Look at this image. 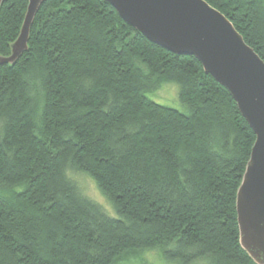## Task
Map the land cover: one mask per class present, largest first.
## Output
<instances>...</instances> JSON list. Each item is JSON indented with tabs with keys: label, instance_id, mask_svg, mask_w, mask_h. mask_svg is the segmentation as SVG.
Returning a JSON list of instances; mask_svg holds the SVG:
<instances>
[{
	"label": "trees",
	"instance_id": "16d2710c",
	"mask_svg": "<svg viewBox=\"0 0 264 264\" xmlns=\"http://www.w3.org/2000/svg\"><path fill=\"white\" fill-rule=\"evenodd\" d=\"M205 1L264 61V0ZM26 6L1 4L0 55ZM164 82L182 109L146 96ZM254 139L193 56L153 44L104 0H45L27 49L0 65V264H112L140 248L177 264H254L235 211Z\"/></svg>",
	"mask_w": 264,
	"mask_h": 264
},
{
	"label": "water",
	"instance_id": "95a60500",
	"mask_svg": "<svg viewBox=\"0 0 264 264\" xmlns=\"http://www.w3.org/2000/svg\"><path fill=\"white\" fill-rule=\"evenodd\" d=\"M4 0H0V6ZM45 0H27L9 55L13 64L27 49L33 19ZM153 44L197 59L223 86L255 139L236 191L239 244L254 264H264V61L233 23L205 0H104Z\"/></svg>",
	"mask_w": 264,
	"mask_h": 264
},
{
	"label": "rangeland",
	"instance_id": "374dc122",
	"mask_svg": "<svg viewBox=\"0 0 264 264\" xmlns=\"http://www.w3.org/2000/svg\"><path fill=\"white\" fill-rule=\"evenodd\" d=\"M146 96L151 100L173 107L182 109V105L178 100V85L174 82H164L158 86L157 89L146 92ZM73 178L78 182L82 192L99 203L103 208L109 212L110 215H115L114 209L107 198L97 187L94 180L85 173L70 170ZM2 194H9L8 191ZM112 264H177L174 261L167 260L163 257L159 248H140L128 251L121 255V257Z\"/></svg>",
	"mask_w": 264,
	"mask_h": 264
}]
</instances>
